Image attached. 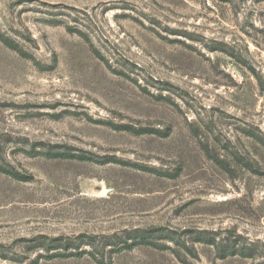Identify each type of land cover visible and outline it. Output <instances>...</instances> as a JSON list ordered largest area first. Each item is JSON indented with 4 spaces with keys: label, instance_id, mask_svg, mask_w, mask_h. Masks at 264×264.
<instances>
[{
    "label": "rangeland",
    "instance_id": "obj_1",
    "mask_svg": "<svg viewBox=\"0 0 264 264\" xmlns=\"http://www.w3.org/2000/svg\"><path fill=\"white\" fill-rule=\"evenodd\" d=\"M0 37V264H264V0H0Z\"/></svg>",
    "mask_w": 264,
    "mask_h": 264
},
{
    "label": "trees",
    "instance_id": "obj_2",
    "mask_svg": "<svg viewBox=\"0 0 264 264\" xmlns=\"http://www.w3.org/2000/svg\"><path fill=\"white\" fill-rule=\"evenodd\" d=\"M1 40H3L4 42H6V45L10 48H13L14 50L18 51L21 55H24V53L22 51H20L19 49H16L15 47H13L11 44H9L7 41H5L4 37H0ZM19 178H22V177H19ZM55 242H58V241H55ZM55 244H61V243H55ZM134 246H136L135 244L133 245H130L129 248L132 249ZM121 252V251H120ZM230 254L231 255H243V256H246L244 251H237V250H231L230 251ZM85 255H89L91 257H93L94 259L98 260L97 259V256L96 254H92V253H88L86 251H82L80 253H76L75 255L74 254H70L68 256H79V257H82V256H85ZM48 258L50 259H55V258H62V255H50ZM64 258V257H63ZM99 262V261H98ZM102 264V263H100Z\"/></svg>",
    "mask_w": 264,
    "mask_h": 264
}]
</instances>
